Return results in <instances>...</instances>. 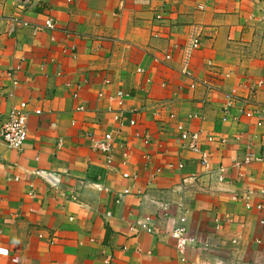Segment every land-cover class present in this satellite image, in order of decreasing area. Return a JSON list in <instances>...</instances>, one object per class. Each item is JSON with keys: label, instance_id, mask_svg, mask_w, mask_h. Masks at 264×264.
I'll return each mask as SVG.
<instances>
[{"label": "crops", "instance_id": "crops-1", "mask_svg": "<svg viewBox=\"0 0 264 264\" xmlns=\"http://www.w3.org/2000/svg\"><path fill=\"white\" fill-rule=\"evenodd\" d=\"M20 102L0 264H264V0H0V125Z\"/></svg>", "mask_w": 264, "mask_h": 264}, {"label": "built area", "instance_id": "built-area-1", "mask_svg": "<svg viewBox=\"0 0 264 264\" xmlns=\"http://www.w3.org/2000/svg\"><path fill=\"white\" fill-rule=\"evenodd\" d=\"M45 26L47 28L54 27V21L49 18L45 22ZM199 45L198 37L193 38L191 42V47L196 48ZM117 95L121 97L122 92H117ZM27 104L26 102H20L14 105L8 114V117L2 122L0 125V137L4 141V143L13 149H20L27 137ZM80 109L83 107L80 106ZM226 109V108H225ZM260 114L264 113V106H261L258 111ZM133 124V122H131ZM181 139L184 141V145L186 148L191 150L192 152L201 153L200 163L208 167L209 159L208 155L205 152L200 150L201 144V134L199 131H182L180 133ZM205 139L208 141H213L214 136H206ZM223 141V140H222ZM95 147L103 153L105 161L109 164L112 161V151H113V137L111 134H105L102 139L98 140L95 143ZM39 176L45 178L51 184H54L56 181L51 176L50 173H45L44 171L36 172ZM124 176H128L127 173H123ZM53 179V181H52ZM246 206L249 207V203H246ZM258 208L261 206L258 205ZM180 221L183 223L185 221L184 217L180 218ZM150 219L145 218L142 222H139L141 228L152 232V225L149 223ZM171 237L175 241V249L179 254H181V260H183L182 256L186 253V248L189 245L190 239L186 234V227L183 224L174 226L172 229Z\"/></svg>", "mask_w": 264, "mask_h": 264}]
</instances>
